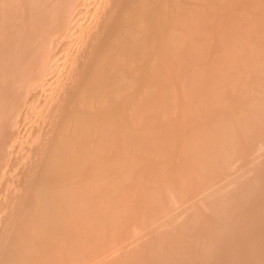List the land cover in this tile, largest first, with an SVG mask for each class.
<instances>
[{
  "label": "bare ground",
  "instance_id": "obj_1",
  "mask_svg": "<svg viewBox=\"0 0 264 264\" xmlns=\"http://www.w3.org/2000/svg\"><path fill=\"white\" fill-rule=\"evenodd\" d=\"M263 152L264 0H0V264H264Z\"/></svg>",
  "mask_w": 264,
  "mask_h": 264
},
{
  "label": "rangeland",
  "instance_id": "obj_2",
  "mask_svg": "<svg viewBox=\"0 0 264 264\" xmlns=\"http://www.w3.org/2000/svg\"><path fill=\"white\" fill-rule=\"evenodd\" d=\"M263 154H264V152H263ZM261 157H262V156H261ZM261 157L258 158V160L260 159V161H263V160H264V156H263V160L261 159ZM245 170H246V169H245ZM192 202H193V200H191V203H192ZM191 203L189 202V204H191ZM189 204L187 203V205H189ZM182 208H183V207H182ZM254 208H256V204H255V206H253V209H254ZM257 208H258L259 210H261V206H260V205H259V206L257 205ZM258 209H254V211H255V210L257 211ZM178 210H180V209H178ZM178 210H175V212H177L175 215H178V214H179V211H178ZM175 212L173 211L172 213H175ZM169 217H170V218H173V214H170ZM232 260H233V259L230 258V260H229L230 262L227 261L225 264H227V263L230 264ZM233 263H234V261H232V264H233Z\"/></svg>",
  "mask_w": 264,
  "mask_h": 264
}]
</instances>
